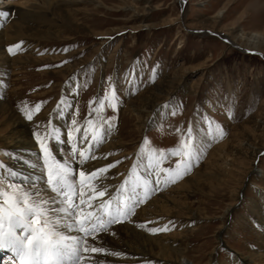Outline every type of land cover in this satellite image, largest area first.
Instances as JSON below:
<instances>
[{"label": "rangeland", "instance_id": "1", "mask_svg": "<svg viewBox=\"0 0 264 264\" xmlns=\"http://www.w3.org/2000/svg\"><path fill=\"white\" fill-rule=\"evenodd\" d=\"M28 1L52 11V28L29 39L41 49L34 58L17 56L23 54L20 46L11 53L17 60L9 65L7 85L0 87L6 102L20 111L39 104L34 116L47 112L50 119L59 118L57 111L69 99L67 122L73 117L77 126L97 121L120 142L114 155L124 169L139 156L175 171L181 157L172 152L182 141L189 143L191 131L198 160L179 178L167 179L163 189L144 196L143 205L151 217L165 214L167 235L180 241L189 257L184 264H230L233 254L244 257L262 249L258 224L263 222L256 211L264 205V123L256 127L253 120L258 115L264 122V45L251 49L226 33L234 27L247 34L264 31V0ZM177 74L184 76L183 83L159 100L151 110L153 119L143 125L132 104L162 96L168 89L162 88V79ZM110 143L101 147L109 150ZM23 175L12 181L24 183ZM143 191L138 188L137 196ZM235 195L233 212L225 218ZM162 199L160 212L157 201ZM191 214L197 216L194 222ZM253 263L264 264V258Z\"/></svg>", "mask_w": 264, "mask_h": 264}, {"label": "bare ground", "instance_id": "2", "mask_svg": "<svg viewBox=\"0 0 264 264\" xmlns=\"http://www.w3.org/2000/svg\"><path fill=\"white\" fill-rule=\"evenodd\" d=\"M0 11L9 13V15L6 17H0V87H2L3 89L7 85V73L10 68L9 65L11 64V61L15 62V60H17L15 59V56L11 57V53H15L18 48H13L12 52H9L8 47L10 45L19 43L21 51L23 52L22 56L20 54L17 55L20 58L24 57L28 59L33 57L36 48L37 50H39L37 51V54L41 53V49H38V46H32L29 43L31 42L29 41V39L34 36L39 37L40 34H43L52 28L51 23L49 22L52 18H48V16H50V12L52 11H49V9L46 10V8L42 9L40 5L30 3L28 0H15L13 2L11 0H0ZM216 21L217 18L215 19V22ZM226 34V37L229 38V40H231L232 42L251 49H261L264 45V31H256L252 34H247L234 27ZM18 62L19 60L16 63ZM17 68L18 67H16V69ZM66 69H68L69 72V70H72L73 68L71 69L70 65V67ZM183 79L184 76L182 77L181 74H177L174 79H171L169 81L162 79V88L168 87L167 90H165V88L164 90L162 89V92H165L162 96H158L151 102H149V100H145L144 98H139L132 104L134 105L133 107L131 106L132 109L135 110L139 118L142 119L141 121L143 125L145 124L146 119H150L149 121L153 119V117L150 118V116H152L151 110L155 105L158 104L159 100L163 98L165 99L171 93V91L169 90L175 88L179 84H182L184 81ZM72 87L73 85L71 84L70 89L73 92L74 87ZM3 95L4 94L1 92L0 96L2 98L0 100V127L2 126L3 128H5V131H0V163L4 164V168L0 170V177L6 176L8 169L14 170L18 174L20 172H23L24 175L21 176L20 182L25 181V177H27V182H32L36 177L42 176V172L40 170L41 161L39 160V147L33 135V130L37 126H41V131L46 126L47 129L52 132V135L48 138V143L57 159H60L62 162L66 158L70 159L71 146L67 142V129L71 123H68L66 119L69 117V99L64 100L61 108H59V110L57 111L56 114L59 113V118L57 117L49 119V114L47 112L40 115L38 114L37 116H34L33 113V121H28L23 116L20 109L16 108L9 102H6V100L3 98ZM162 106L163 107L161 108L163 109V111L164 109L168 108L166 102ZM257 117L258 115L256 116V119L253 120V122L256 127H260L264 122L258 120ZM88 121H91L92 123L89 124ZM88 121H85L81 126H77V128L80 130L74 132L73 137L77 140V148L83 146L85 148H90L91 152L95 153L94 159L85 162V168L101 167L102 165L107 163L114 164V167L109 169L108 173L105 174L106 179L104 180V184L107 185V193L115 194L116 190L120 188L121 185H124L125 180L128 181V184L125 185V187L130 190L132 182L135 181L137 177H140L139 184L141 185V187L138 188H140L142 191L144 190L142 186L145 180L149 182L148 188L155 190L154 192H158L159 190L164 188L163 185L166 183V177L164 176V171H162L163 166L161 165V163L156 162V164H153L154 161L149 159L141 160L138 156V160L134 163L133 166L129 167L128 169H124L123 167L119 166L118 163H115L117 161L115 160L117 156L114 154L117 151L120 142H114L112 137H110L109 134L104 131L103 127H101L97 121ZM94 127L99 129L100 132L103 133V139L98 144L91 140V132L92 128ZM84 128H87L89 131V143L87 144L83 143ZM56 129L60 130L58 133L60 136L59 141L55 139V135L57 134L55 131ZM107 140H109L110 142L112 141V143L108 145V148H110L109 150L101 147V144ZM261 148L262 147L258 149L261 150ZM252 153L253 156L257 153L256 148L252 149ZM225 162H228L227 159H225ZM157 164L158 167H154V165ZM33 165H35V167H33ZM78 166L79 162L78 164L77 162H75L73 164L74 170L77 169ZM157 172L160 173V184L158 187L156 185ZM12 180L13 177H8V179L5 180V183ZM189 180L191 179L189 178ZM25 183L26 181L24 183L18 184L23 185ZM37 183L40 187L44 186V182L42 179L37 181ZM150 192L153 193V191ZM127 194L131 195V192L129 191ZM106 198H108L107 195L102 199ZM140 198V202H142L144 199V195L140 194ZM236 199L237 195H235V197L233 198L234 201L227 205L228 207L226 208L225 218L229 215L230 212H233ZM157 204H159L157 208L158 211L163 212L164 200L162 199L161 201H157ZM256 213L259 219L263 222L261 224H258L259 231L261 233L260 237H262V241L260 240L262 242L260 244L262 249L260 250L262 251H252L249 249L252 252H248V254L244 257H240L241 255L239 256L233 254L230 264H252L258 259L264 258V205H262L261 209H258ZM164 216L165 214L151 217L148 205H143L142 202L140 207L136 209L132 216H129L127 219L119 221L115 225L110 226L109 233H98L95 238H89L90 244H92L94 240L95 246H103L108 250V252L102 254H89L91 256V259H96L97 257H99L104 261V264H169L170 261L178 264H184L186 261H190L189 257L186 256L185 251L183 250L184 248L181 242L176 239L169 238L170 235L168 236V233H166V230H164V224L166 220H164ZM196 219L197 216L195 214H191L189 217L190 222H194ZM151 227H156L161 230L153 233L149 231V228ZM64 231L67 233V230ZM223 231V227L219 231H217L219 237L223 233ZM68 234L76 233L72 232ZM179 237H181V235ZM114 251H119L122 253V255H111L110 252ZM211 256L212 258L210 259V262L212 263L214 260V255ZM191 263L194 264L192 261ZM89 264H91V261H89Z\"/></svg>", "mask_w": 264, "mask_h": 264}, {"label": "snow or ice", "instance_id": "3", "mask_svg": "<svg viewBox=\"0 0 264 264\" xmlns=\"http://www.w3.org/2000/svg\"><path fill=\"white\" fill-rule=\"evenodd\" d=\"M8 12L0 11V17L8 16ZM22 43V42H20ZM19 43L10 45L8 51L18 48ZM66 50V49H65ZM111 100H116L113 92ZM110 106L115 109L113 102ZM40 105L34 109L21 108L28 121H33V112L39 111ZM112 118L109 117V120ZM91 124V121H88ZM78 122L73 117L67 129V142L71 146V157L63 162L53 154L49 147L48 138L52 135L45 126L42 131L34 132V138L39 147V160L41 161V177H36L32 182L21 185L14 181L5 183L8 177H15L18 173L8 169L7 175L0 177V250H7L8 255L0 257V264H104L97 257L91 259L89 254H102L108 252L103 246L89 243V238H95L98 233H109L110 226L127 219L133 209L140 203L137 188L140 177L132 182L129 189L125 187V180L115 194L107 193L104 184L106 173L114 167L107 163L101 167L85 168L86 161L95 158V153L90 148L83 146L77 148V140L73 133L79 131ZM108 130L112 124L108 123ZM55 139L60 140L59 129H56ZM83 143H89V131L83 129ZM189 143L181 142V147L174 150L172 155L180 156L176 170L163 169L171 173L166 178H179L192 166L195 148L190 143L191 131L188 133ZM103 133L97 128H92L91 140L99 143ZM90 153V154H89ZM79 160V166L74 170L73 164ZM115 163H119L117 160ZM35 167V165H33ZM154 167H158L154 165ZM4 164L0 163V170ZM157 187L160 184V173L157 172ZM43 180L44 186H38L37 181ZM148 181L143 183V195L147 196L153 189L148 188ZM46 189V190H45ZM131 195H128V192ZM107 195L108 198L102 199ZM67 230V233L64 231ZM161 229L149 228L150 232ZM164 230H167L165 226ZM76 234H68V233ZM113 256L122 255L119 251L110 252Z\"/></svg>", "mask_w": 264, "mask_h": 264}]
</instances>
